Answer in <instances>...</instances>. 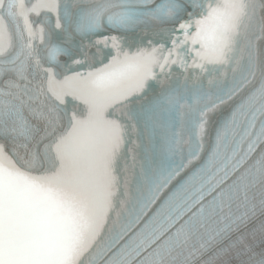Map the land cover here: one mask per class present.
Wrapping results in <instances>:
<instances>
[{"label": "snow or ice", "instance_id": "snow-or-ice-1", "mask_svg": "<svg viewBox=\"0 0 264 264\" xmlns=\"http://www.w3.org/2000/svg\"><path fill=\"white\" fill-rule=\"evenodd\" d=\"M0 264H264V0H0Z\"/></svg>", "mask_w": 264, "mask_h": 264}]
</instances>
